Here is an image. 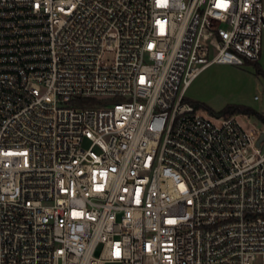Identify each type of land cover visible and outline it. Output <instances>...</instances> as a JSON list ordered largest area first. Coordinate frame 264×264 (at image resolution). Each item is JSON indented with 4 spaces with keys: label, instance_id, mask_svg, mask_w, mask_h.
<instances>
[{
    "label": "built area",
    "instance_id": "built-area-1",
    "mask_svg": "<svg viewBox=\"0 0 264 264\" xmlns=\"http://www.w3.org/2000/svg\"><path fill=\"white\" fill-rule=\"evenodd\" d=\"M263 31V0H0V264H264V130L186 99Z\"/></svg>",
    "mask_w": 264,
    "mask_h": 264
},
{
    "label": "rangeland",
    "instance_id": "rangeland-1",
    "mask_svg": "<svg viewBox=\"0 0 264 264\" xmlns=\"http://www.w3.org/2000/svg\"><path fill=\"white\" fill-rule=\"evenodd\" d=\"M186 99L205 112L210 109L217 113L227 106H239L264 115V31L257 62L247 61L242 66L208 67L192 82ZM230 115H236L243 128L264 130V124L254 116Z\"/></svg>",
    "mask_w": 264,
    "mask_h": 264
},
{
    "label": "trees",
    "instance_id": "trees-1",
    "mask_svg": "<svg viewBox=\"0 0 264 264\" xmlns=\"http://www.w3.org/2000/svg\"><path fill=\"white\" fill-rule=\"evenodd\" d=\"M208 109V108H207ZM210 113L218 114V115H230V114H243L248 116L256 117L261 123L264 124V115L258 113L247 107H239V106H227L221 111L215 113L212 110L208 109Z\"/></svg>",
    "mask_w": 264,
    "mask_h": 264
},
{
    "label": "water",
    "instance_id": "water-1",
    "mask_svg": "<svg viewBox=\"0 0 264 264\" xmlns=\"http://www.w3.org/2000/svg\"><path fill=\"white\" fill-rule=\"evenodd\" d=\"M263 140H264V133H262V135H261V137L259 138L257 144H259V143H260L261 141H263Z\"/></svg>",
    "mask_w": 264,
    "mask_h": 264
}]
</instances>
